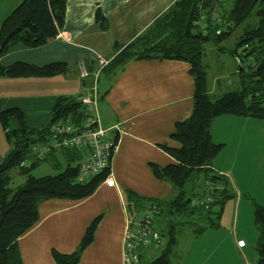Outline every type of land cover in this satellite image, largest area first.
Segmentation results:
<instances>
[{"label":"crops","instance_id":"crops-1","mask_svg":"<svg viewBox=\"0 0 264 264\" xmlns=\"http://www.w3.org/2000/svg\"><path fill=\"white\" fill-rule=\"evenodd\" d=\"M21 1L0 0V25ZM174 1L66 0L64 22L55 37L37 47L13 44L0 54L2 66L15 61L38 66L64 62L66 70L50 76L0 75V111L18 108L26 128H41L59 96L79 97L90 91L99 57L111 59ZM97 10L102 20L96 17ZM82 58L91 68L86 82L77 69ZM189 68L179 59L142 58L130 60L116 71L99 70L95 78L96 114L100 126L116 136L109 173L83 199L52 197L40 201L38 220L17 239L23 264H57L53 250L74 251L94 218L98 222L93 239L76 264H126L127 191L166 200L177 194L169 181L155 176L152 164L162 167L175 161L163 146L179 147L170 135L175 123L193 110L195 86ZM218 83V77H213L211 89ZM210 133L214 142L223 144L211 170L227 179L233 193L228 198L232 199L230 218L224 228L222 210L220 226L195 236L182 252L181 264H256L258 234L253 204L264 205V121L223 114L213 119ZM81 153L80 162L87 157L84 150ZM60 154L52 155L62 164L68 158ZM107 179L113 183L108 184ZM241 240L243 246L237 243ZM148 252L142 254L147 256Z\"/></svg>","mask_w":264,"mask_h":264},{"label":"trees","instance_id":"trees-1","mask_svg":"<svg viewBox=\"0 0 264 264\" xmlns=\"http://www.w3.org/2000/svg\"><path fill=\"white\" fill-rule=\"evenodd\" d=\"M65 3L66 0H22L0 25V54L13 44L37 47L55 37L64 22ZM96 17L103 19L98 10ZM231 38L234 39L232 47L222 45ZM212 48L226 52L234 60L240 80L238 90L225 91L215 97L208 92V64L204 59L208 51L212 53ZM142 58L186 61L194 79L193 110L187 118L175 123L170 135L180 145L176 148L163 146L175 161L162 167L152 164L155 176L169 181L177 194L168 200L146 198L131 191L126 194V209L130 217L155 208L153 228L165 240L157 256L144 261V254H140L138 264H172L177 243V218L183 219L181 223L190 224L196 236L205 230L216 229L220 226L224 202L233 196L227 179L211 170L212 160L223 147L222 143L212 140L210 127L213 119L231 114L264 121V0H175L146 30L107 59L100 71H116L130 60ZM66 68L64 62L38 66L15 61L7 66L0 64V75L50 76L62 73ZM88 69L90 74L87 78L91 75L89 66ZM87 78L82 80L86 82ZM78 98L59 96L47 123L36 129L26 128L20 109L12 107L0 111V124L6 139L12 144L0 161V264H23L17 239L38 220L40 201L52 197L83 199L91 195L109 173L110 161L101 173L79 179L82 150L76 148L58 151L68 158L62 167L61 162L54 159L53 151L42 158L50 159L55 167H61L55 174L34 176L23 165L29 157L30 147L48 143L58 136L52 130L56 122H79L83 114L78 111L81 108ZM10 121L13 123L11 128ZM32 157L31 167L41 160L33 154ZM16 166L24 175V181L11 187L10 172ZM198 173L203 174L206 185L211 189L207 193L186 195L185 184ZM253 221L258 232L256 264H264V205L253 204ZM97 222L98 218H94L88 225L74 251L62 253L53 250L55 262L76 264L84 248L92 241Z\"/></svg>","mask_w":264,"mask_h":264},{"label":"built area","instance_id":"built-area-1","mask_svg":"<svg viewBox=\"0 0 264 264\" xmlns=\"http://www.w3.org/2000/svg\"><path fill=\"white\" fill-rule=\"evenodd\" d=\"M99 68L95 72L94 82L88 93L81 94L79 101L82 116L78 121L61 120L52 127L54 134L58 135L48 143L32 146L33 156L42 159L51 151L59 156L58 151L64 148H76L85 151L87 157L81 161L79 166V179L89 178L101 173L112 156L116 144V136L110 129L103 128L99 124L96 114L97 92L95 78L99 70L108 62L107 59L99 57ZM77 69L81 78H87L90 74L87 62L82 58L77 61ZM108 184L112 180L107 179ZM155 208L143 210L141 213L130 217L124 233V261L126 264H138L140 254L144 250L156 251L161 248L164 238L153 228V212ZM239 246L244 242L238 241Z\"/></svg>","mask_w":264,"mask_h":264},{"label":"rangeland","instance_id":"rangeland-1","mask_svg":"<svg viewBox=\"0 0 264 264\" xmlns=\"http://www.w3.org/2000/svg\"><path fill=\"white\" fill-rule=\"evenodd\" d=\"M228 4V2L226 3ZM234 44V39L231 38L229 40H226L222 43V45H228L232 47ZM217 48H212L210 53L208 51V54L206 55L204 62L208 64L207 66V75H208V85L210 87V82L213 77H218L219 83L218 85H215L214 89L210 90L212 96H218L221 93L229 90H238L240 87V80L238 73L235 71V63L231 56L227 54L224 51L216 50ZM213 50V51H212ZM212 77V78H211ZM211 78V79H210ZM208 88V87H207ZM263 122V120L261 119ZM59 122V121H58ZM57 123V122H56ZM13 127L12 121H10L9 128ZM36 129V128H34ZM12 144L9 142L4 133V129L2 125L0 124V161L4 158V156L7 154V152L11 149ZM233 150V146H231ZM31 147L29 148L30 154L29 157L26 158L23 162V165L27 168H29V171L34 176H41L46 174H55L59 171V169L64 165V163L61 164V167H55L52 165V162L50 159H41L38 160L36 165L31 167L32 163V154ZM32 153V154H31ZM235 154V152H234ZM223 158V157H222ZM85 159V158H84ZM83 159V160H84ZM230 163V162H229ZM235 172V169H233ZM11 180L9 185L11 187H15L16 185H19L23 183L24 181V175L19 172V168L13 167L11 169ZM186 195H191L192 192H195L197 194H201L202 191L208 192L211 187H208L205 183V179L203 177L202 173L193 174L189 181L184 186ZM195 198V197H194ZM248 198V197H247ZM250 198V197H249ZM198 200V199H197ZM232 199H227L225 205L223 206V213L221 221L223 223V227L227 228V220L230 218L231 213V206L229 201L231 202ZM252 201V200H251ZM233 202V201H232ZM182 218H177L178 223L175 224L176 226V232H177V246L174 249L173 257H172V264H181L182 259V252H185L191 241L195 238V234L192 231V227L190 224L181 223L180 220ZM183 220V219H182ZM192 220H194L192 218ZM258 234V232H257ZM249 247V245H248ZM250 250H253L255 252V249L253 246H250ZM159 249L156 251L148 252L147 256H145L144 261H150L152 258L157 256L159 253ZM258 259V258H257Z\"/></svg>","mask_w":264,"mask_h":264},{"label":"water","instance_id":"water-1","mask_svg":"<svg viewBox=\"0 0 264 264\" xmlns=\"http://www.w3.org/2000/svg\"><path fill=\"white\" fill-rule=\"evenodd\" d=\"M27 144L23 145V146H26Z\"/></svg>","mask_w":264,"mask_h":264}]
</instances>
